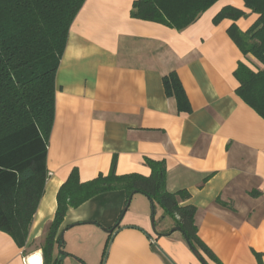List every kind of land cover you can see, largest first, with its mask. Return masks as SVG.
Returning <instances> with one entry per match:
<instances>
[{"label":"crops","instance_id":"1","mask_svg":"<svg viewBox=\"0 0 264 264\" xmlns=\"http://www.w3.org/2000/svg\"><path fill=\"white\" fill-rule=\"evenodd\" d=\"M134 1L86 0L76 15L55 77L44 194L23 249L0 231V264H28L40 252L73 169L84 183L115 160L117 176L148 177L146 158L164 161L168 192L189 194L180 204L196 208L197 236L215 257L199 251L206 264H264V120L238 97L233 74L239 62H256L228 34L232 25L246 32L258 16L243 0H219L177 31L131 18ZM224 7L245 15L214 24ZM170 72L189 112L165 94ZM125 206V193L113 191L69 209L54 249L59 264H201L159 206L152 215L141 194L122 214Z\"/></svg>","mask_w":264,"mask_h":264},{"label":"trees","instance_id":"2","mask_svg":"<svg viewBox=\"0 0 264 264\" xmlns=\"http://www.w3.org/2000/svg\"><path fill=\"white\" fill-rule=\"evenodd\" d=\"M86 0H0V231L19 248L26 245L28 232L44 194L48 178L47 149L55 116V77L64 53L69 29ZM219 0H135L130 17L162 24L181 31ZM246 9L258 16L246 31L234 25L228 34L252 67L239 62L234 77L238 97L264 120V0H243ZM242 10L224 7L214 17L237 20ZM165 94L176 101L178 112L190 106L174 72L162 78ZM148 177L139 174L117 176L115 160L107 175L80 182L76 169L56 194V210L48 224L41 251L42 264H59L54 249L61 244L59 229L69 209L104 193L123 191L126 205L134 194L150 200L151 213L159 206L175 221L186 242L214 259L199 240L196 208L180 203L189 194L166 190L164 161L145 159ZM118 222L115 227H118Z\"/></svg>","mask_w":264,"mask_h":264},{"label":"water","instance_id":"3","mask_svg":"<svg viewBox=\"0 0 264 264\" xmlns=\"http://www.w3.org/2000/svg\"><path fill=\"white\" fill-rule=\"evenodd\" d=\"M129 201H130V199H129ZM129 201L127 202V205H128V203H129ZM127 205L124 207V209H123V211H122V214L124 213V211L126 210V208H127ZM121 214V215H122ZM121 217V216H120ZM152 222H153V218H152ZM114 231V228H111L110 230H108L107 232L108 233H112ZM173 231H178V232H180V229L178 228V227H176V228H174V230ZM62 238H63V235L62 234H60V236H59V239L60 240H62ZM186 244H187V246H188V248H189V250L191 251V253L193 254V256L201 263V264H206V262H205V260L202 258V256H201V254L192 246V245H190V243L189 242H186Z\"/></svg>","mask_w":264,"mask_h":264},{"label":"bare ground","instance_id":"4","mask_svg":"<svg viewBox=\"0 0 264 264\" xmlns=\"http://www.w3.org/2000/svg\"><path fill=\"white\" fill-rule=\"evenodd\" d=\"M27 262L28 264H42L40 253L35 252L31 254L30 256H28Z\"/></svg>","mask_w":264,"mask_h":264},{"label":"rangeland","instance_id":"5","mask_svg":"<svg viewBox=\"0 0 264 264\" xmlns=\"http://www.w3.org/2000/svg\"><path fill=\"white\" fill-rule=\"evenodd\" d=\"M33 249V248H32ZM33 253H35V252H33ZM32 253V254H33ZM40 253V256H41V261H42V263H43V259H42V254H41V251L39 252ZM31 255V254H30Z\"/></svg>","mask_w":264,"mask_h":264}]
</instances>
